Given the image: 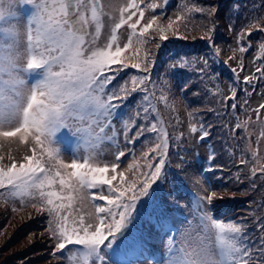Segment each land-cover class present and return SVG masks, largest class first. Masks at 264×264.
I'll return each instance as SVG.
<instances>
[{
    "label": "snow or ice",
    "instance_id": "1",
    "mask_svg": "<svg viewBox=\"0 0 264 264\" xmlns=\"http://www.w3.org/2000/svg\"><path fill=\"white\" fill-rule=\"evenodd\" d=\"M18 5L34 8L23 25L19 23ZM146 7L156 9L161 5L150 3ZM183 7L189 13H201L209 18L218 11L215 7ZM104 9L105 4L101 0H0V138L18 136L21 144L31 138L33 145L31 154L24 156L19 163L10 156V166H0V190H3L0 196L20 197L22 203L27 199L35 200L33 207L47 213V231L50 239L56 241L53 254L72 252L76 264H122L121 245L126 244L137 221L144 217L163 220L168 211L164 202L157 200L156 193L167 180L165 168L169 136L156 105L152 103L153 99H158L167 104L168 95L161 89V95L156 96V84L151 81L150 57L147 54L144 60L135 63H128L130 57L125 54L130 48L147 42L146 34L153 28L157 17L152 15L146 23H141L145 16L144 7L130 0L127 7L119 9L120 15L114 18L106 42L98 46L94 41L100 34ZM133 17H137L135 22H132ZM180 19L182 17L177 16V20ZM92 23L95 24V33L86 40ZM124 25L128 26L130 34L121 46L117 30ZM168 27H172L171 22ZM205 27V38L214 45L212 33L215 23L212 27ZM228 27L232 30L233 24L230 22ZM254 27L259 29L258 25L247 27L248 36L252 35ZM156 30L161 39H167L164 35L166 29L157 27ZM244 38V32L238 34L239 41ZM261 48L264 49V44ZM219 51L214 48L216 55ZM238 51L243 53L247 48L241 45ZM234 58L235 54L229 57ZM193 63L197 65L198 76L203 78L208 74V61L202 58L197 61L181 59L171 65L172 74L178 69L191 67ZM151 66L154 67V63ZM128 68L146 74L132 75L131 87H128V81H124L109 89L118 75ZM232 71L235 73L236 69ZM256 72L260 73L259 77L245 76L244 82L251 85L253 79H264V69L257 68ZM32 73L38 78L29 83L27 76ZM163 85L168 92L171 91L166 80ZM194 87V84L186 83L183 90L191 91ZM230 90L232 95L225 97V102L236 99L237 89L232 87ZM138 91L142 94L141 100L133 107L140 110L135 112V117L129 118L131 124L124 121V142L135 143L145 134H155L159 142L143 154L148 160L149 153H152L145 165L147 171L141 173L142 178L129 183L124 171L118 170L121 158L127 153L119 150L112 120L117 110ZM231 107L235 110L236 103ZM260 109H264V104L255 111L259 114ZM149 112L154 114V119H150ZM137 119L142 121L138 126ZM134 127L136 134L130 137L129 132ZM211 127L201 121V141L210 136ZM239 127L237 124L236 128ZM107 128L113 129L111 136L106 135ZM64 129L79 135L84 141L86 154L82 162L72 158L70 163H65L62 158L58 141L61 136H67L62 131ZM190 130L196 132L197 128L191 125ZM104 139L112 141L117 151L113 153L114 160L101 167L94 162L97 160V145ZM207 159L210 164L205 172L213 173L216 170L212 166L215 152L210 151ZM247 163L240 160L241 165ZM134 167L137 166L129 165V168ZM257 172L264 180V165L252 169L253 188ZM236 180L239 181V176ZM57 183L62 191L68 193L66 196L57 191H45ZM85 192L93 201L94 214L89 213L88 219L94 216V225L86 223L84 216L76 219L67 211L73 200L85 198ZM226 197L235 198V194H229L227 189L216 191L210 182L204 180L194 201L200 229L215 232V246L208 244L206 236L199 231L193 234L192 230H186L181 235L180 247H176L175 238H171L166 259L154 264H264V217L249 214L258 233L255 237L248 233L250 225L245 220L226 223L214 218L212 208L218 200ZM65 200L69 203L65 204ZM260 203L264 206V201Z\"/></svg>",
    "mask_w": 264,
    "mask_h": 264
},
{
    "label": "rangeland",
    "instance_id": "2",
    "mask_svg": "<svg viewBox=\"0 0 264 264\" xmlns=\"http://www.w3.org/2000/svg\"><path fill=\"white\" fill-rule=\"evenodd\" d=\"M141 1L143 2L141 7H144L145 10V16L141 23H146L152 15H155L157 20L153 23V28L146 34L147 42L143 45H136L130 48L125 54L130 57V59L127 61L128 63H135L138 62V60L142 61L145 59L146 54L148 57H150L149 67L151 81L155 82L156 84V96L159 97L161 95V89H163L168 95L167 104L161 101L164 105V110H162V117L160 116L162 112L159 111V118L160 121L163 122V127L165 124H170V127L166 128L169 139L179 132V129L173 126L174 124H172L170 121V116L173 115L172 110L176 108L177 103L181 102L180 105L184 104L183 100H181V90L184 88V85L187 83L190 86L192 84L199 86V89L198 87L196 88L197 92L204 94L206 89L203 87V85L205 84L206 79L211 80V82L212 80L213 82L216 80L222 83L225 80V89L228 88V85H230L231 88L235 87L237 89V95L234 101L229 99L224 104L223 99V103L221 104V107L223 104L225 105V111L227 114H231V117H234L235 119V123L229 128L228 131L226 130V133H234V128L237 124H239L240 127L238 128L237 133L243 138L240 139V141L246 143V150L243 149V151H245L243 152L238 148V146L228 150L227 145L235 146L236 142L233 140L227 142L225 140V142H222L216 146L215 155L218 163L214 165L218 167L221 166V159L222 161L226 160V163L229 165H237L238 167L243 166L240 164V160H245V156L248 157L246 161L250 164V166L253 164V168H259L261 165H264V135H262V133H264V124L261 123V121H264V109H260L259 114L255 111L261 104H264V97L263 103H260L262 99L253 100L251 98L252 92L254 90L256 93L263 92L264 94V79H253L252 84L249 85L244 82L245 76H242V74L245 72L246 63L249 62L246 61V57L248 56H250V63L248 64H250L252 68L246 76L253 77L255 75L256 77H259L260 73H257L256 69H264V49L261 48V45L264 44V31L260 30L264 29V0H212L213 2H210V0H181V4L183 6L188 5L189 7H192L195 5L196 7H203L206 9L212 7L217 9L224 8V12L222 14L218 15L216 12L215 16L212 18H209L207 15L201 13H199L197 16H195L194 12L188 13V19H193L191 23L195 22V26H192L191 29L182 28L179 26L181 24H176V27L172 29H169L168 25L167 28H165V21L164 19H160V14L156 12L153 14L154 9H149L146 7V5L150 3L159 5L161 0ZM169 1L170 0H168V2ZM101 2L105 4V14L101 17V29L99 37L96 41H94V43L98 46L99 39H102V45L106 42V39L111 31L114 18H118L120 15L119 9L127 7L130 0H101ZM186 13L184 10H182L180 17H183L184 19ZM136 18L137 17H133L132 22H135ZM203 22L207 23V27H212L213 22L220 24V26L215 25L214 31L212 33L214 45L210 44V42L205 38L206 31H204V29L206 27H202ZM230 22L233 24L232 30H230L228 27ZM19 23L23 25L24 19L22 21V17ZM254 25H258L259 29L254 27L252 35L248 36L246 34L247 27ZM157 27L166 29L164 35L167 36V39L160 38V33L156 30ZM88 30L89 35L86 36V40H90L92 34L95 33V24H90ZM241 32L245 33V38L243 41L238 40V34ZM117 34L120 35L118 40L121 39L119 43L121 46H123V44L127 42L130 29L127 25H124L121 29L117 30ZM173 40H176L177 43L173 44ZM148 44L154 46V49H158L151 54L143 51V48H145ZM241 45L247 48V51L243 53L239 52L238 49ZM214 48L220 50L218 55L214 53ZM234 54L235 58L229 59V57H232ZM201 58L206 59L209 65L208 74L203 78L197 75L195 70L197 65L195 63H193V65L189 68L178 69L174 74H172L171 65L177 63L181 59L197 61ZM152 63H154V67L151 66ZM241 65H243L242 69ZM232 69H236V72L234 73ZM145 74L146 73L142 71L128 68L118 75V81L115 80V83L113 84L116 86L118 84H122L124 81H128V87H131L132 84L130 77L132 75L142 76ZM165 80L167 81L168 87L171 89L170 92H168L167 88H165L163 85V81ZM148 86L151 88V84ZM218 87L216 90H213V87H211L210 84L211 93H216L217 91L221 92V90H218ZM228 94H226V96H228ZM141 95L142 94L139 91L134 94V96L128 102H126L123 107L125 110V115L123 116L122 114L120 115L121 117L119 116L121 120V128L119 130V150L125 151L127 155L126 157L121 158L120 167L118 170L124 171L125 176L128 171H131L130 173L134 175L133 179L142 178L141 173L147 171L145 165L149 162L150 158L146 160L143 154L149 152V149L154 148L156 143L159 142L155 135H153L152 138L142 137V140L136 141L135 143L125 144L124 142V121L128 120L129 124H131V120L129 118L135 117V112L140 110L133 107V105L137 104V102L141 100ZM231 95L232 93H230V96ZM157 100L158 99H153L152 103L156 106H159L160 103L157 104ZM232 103H236L237 105L235 110H233L231 107ZM149 117L150 119L155 118L154 114L151 112H149ZM229 120L230 118L227 119V122ZM166 121L167 123H164ZM217 121H221V119ZM141 122L142 121L140 119H137L136 125L138 126ZM211 132H220V134L223 135L222 130L212 129ZM179 134L180 137L178 140L185 141V135L182 136V131H180ZM67 136L70 138L71 134L67 132ZM129 136H135L134 128H132V130L129 132ZM189 142L190 143L187 144L188 146L183 148L185 151L184 154H186L185 157L191 158L193 156L194 162L197 165L193 167V170L190 171H182L178 169L177 172L180 171V173L183 174L182 177L171 175V178L175 176L173 179H171L172 182L170 183L172 189L171 195H166L163 193V191L160 192L159 188L156 193L157 200H162L164 202V207L167 209H175V212H178V216H174L175 224L177 226L174 223V225L165 223L164 221L153 223L152 220H148L146 217L141 218V220L137 221L135 227L132 229L126 244L121 245V247H123L122 255L126 256V260H122L120 258L122 262H125L124 264H151L149 262H141L136 260L133 257L135 251H139L143 256L147 255L149 250H152L153 252L157 251L159 258H161L163 261L167 257L168 241L171 238H175V246L180 247L181 235L186 230H192L193 234L199 231L201 235L206 236V242L213 246V242L211 240L213 230L209 229L208 231L204 232L200 229L199 220L197 219V214L194 209L195 197L201 191L203 180L202 176L200 177V174L198 173L199 168L201 169L203 165H200V161L194 156H196L197 152L199 153V151L203 152V148L191 144V141ZM29 144L31 145L30 147ZM32 146L31 138H29L24 144L19 142L18 136L12 138H0V166H10L12 163V160L9 159L10 156L17 163H19L22 161L24 156L31 154ZM58 146L61 150V156L65 163H70L72 158L79 159L82 162V157L86 154L85 151L80 153L74 151L72 153L71 150L73 149L69 148L68 145H63L60 140L58 141ZM128 149H132V153H129ZM115 152L116 149L109 143H102L101 146L99 143L97 149V160L94 163L97 166L103 167L105 162H111V160H114L113 153ZM254 153L255 155H253ZM167 160L168 162L172 161V163L167 164L166 166L170 169H173L174 164H176L173 163V161L176 160V157L172 152L168 153ZM133 164L137 167L129 168V165ZM218 167H216V170L211 173L214 175L211 176L212 178L209 177V173L208 177L205 176L206 181L211 182L212 188L216 191L218 189H227L229 194L234 193L235 198L227 197L223 200H218V202L223 201L230 207L225 211L221 210L219 207H216L215 211L217 213L220 212L221 217L226 222L230 218L236 219L237 221L245 220V222L250 225L248 228V233L255 237L258 235V233H256L254 229V221L249 217V214L252 213L256 217H264V206H261L260 204L257 205L254 199L244 201V203L240 202L241 200H244L241 199L244 195H241L243 189L233 191L229 190L230 187L228 186V183L232 179H230L229 174H223L222 172L220 173V169ZM239 170H242V168H236L235 172ZM228 172H230V170ZM258 181L261 188L264 189V180H261L260 177H258ZM219 185H221V187L218 188L217 186ZM186 187H188L187 190H185ZM47 189L48 188L45 190ZM191 191H194L196 194H191ZM250 192L253 193L252 190H249L245 195H248ZM84 194L86 195V193ZM84 203L86 204L85 200ZM219 205L220 204H217V206ZM29 206L32 205L21 202L12 212L10 211L7 213L5 208H3V204L0 206L1 215L3 217L5 215L7 216V219L2 220V222L0 221V264H5V262L7 264L10 255L13 253L17 255L15 264H55L56 257L60 255L59 253L55 255L53 254L55 241L54 239H50V234L48 231L45 232L42 228H40L41 230L27 231V234H25V230L29 226L27 224H33L34 218L32 209L28 210ZM82 209L86 210L84 204ZM34 214L37 216V212H35V210ZM186 214L191 216V222L187 221L186 223H182L180 219L185 221L187 218ZM42 216L43 214L40 212L39 217ZM46 228H48V226ZM41 242L47 244L49 248L45 249L39 247L38 243L41 244ZM148 245L151 246V248ZM47 249L48 253L52 255V258L49 256V254H47ZM65 254L67 257L65 264H76V259L74 258L72 252H66ZM109 255H112V253L110 252ZM54 256L55 258H53ZM11 264H14L12 260ZM152 264H154V262H152Z\"/></svg>",
    "mask_w": 264,
    "mask_h": 264
},
{
    "label": "trees",
    "instance_id": "3",
    "mask_svg": "<svg viewBox=\"0 0 264 264\" xmlns=\"http://www.w3.org/2000/svg\"><path fill=\"white\" fill-rule=\"evenodd\" d=\"M212 0H210L211 2ZM209 2V1H208ZM213 2V1H212ZM135 3L137 4H140L142 5L143 2L141 0H135ZM127 5V4H125ZM161 7H158L156 9H154V13H159L160 16H161V20L164 19L165 21V28H167V25L169 24V22L172 23V27L169 28V29H172L174 27H176V24H181L179 26H181L182 28H188V29H191L192 26H195V22L191 23L192 20L191 19H188L187 17V14L189 12L186 13V9L183 7V5L181 4V0H178V1H175V0H170L168 2L167 0V3L166 5L164 4V0H161L160 4ZM17 10L19 11V5L17 6ZM184 10V12L186 13L185 14V17L183 19H180L179 21L177 20V16H181V11ZM224 12V8H219L217 13L218 15L219 14H222ZM20 13V12H19ZM195 13V12H194ZM199 15V13H195V16ZM166 19V20H165ZM215 25H219L220 24H217L216 22H214ZM207 23H202V27L206 26ZM225 26V25H224ZM226 27V26H225ZM228 28V27H227ZM204 31H206V28L204 29ZM237 35V34H235ZM117 36L119 37L120 35L117 34ZM172 38V37H170ZM121 39L118 40V42H120ZM182 41V40H181ZM102 39H99V46L102 45ZM177 41L176 40H173V44H176ZM158 49V48H157ZM157 49H154V46H151L150 44H148L145 48H143V51H146L147 53L151 54L152 52L156 51ZM246 61H249L246 63V66H245V72L242 74V76H246L247 73H249V71L251 70L252 66L248 63H250V56L246 57ZM242 77V78H243ZM116 81H118V78L116 79ZM211 80L209 79H206V82L205 84L203 85V87L206 89V92L204 94H201L197 92L196 88L198 87L199 89V86H195L194 88H192V91L189 92H185L183 89L181 90V100H183L184 104L183 105H180V103H177L176 105V108H174L172 110V113L173 115L170 116V121L172 122V124H174L173 126H175L176 128H178L179 132L182 131V136H184V139L185 141H179V137H180V134L178 132V134H175L173 135L172 137H170L169 139V148H168V153H173L176 157V160L173 161V163H176L174 164V168L173 169H170L166 166L167 169H165L166 173H167V180L163 182V186L159 188V191L163 193H165L166 195H171V186H170V183L172 182L171 179V175H176V176H179V177H182L183 174L179 172H177V170H182V171H190V170H193V167H195L197 164L194 162V159H193V156L191 158H187L185 157L186 154H184V149L185 146H188L187 144H189L191 141L192 143L191 144H194L195 146H198L200 148H203V152H200L199 153L197 152L196 158H198V160L200 161L199 164L203 165L201 167V169L199 168V174H200V177L202 176L203 180H206V177H211V176H214L213 174L205 172V169L208 168L210 162L208 161L207 157L210 153V151H214L215 152V149H216V146H218L219 144H221L222 142H225V140L227 142L233 140L235 141L236 145L235 146H229L227 145V148L228 150H231L233 147H237L243 151L246 150V143H244L243 141L241 142L240 139H243L242 137L239 136V134L237 133L238 132V128H234L233 132L234 133H231V134H227L226 133V130L228 131L230 127L233 126V124L235 123V119L234 117H231V114H227V112L225 111V100H224V104L223 106L221 107V104L223 103V99L225 97H228L230 96V93H231V86L228 85V88L225 89L226 87V82L224 80V82H218L215 80V82H212ZM113 83H115V81H113ZM111 84L109 85V89H111L113 86H115L114 84ZM222 83V84H221ZM210 84H211V87H213V90H216V88L218 87V90H221V92L217 91L216 93L210 91ZM264 91V89H263ZM194 93H198L196 95H194ZM229 93V94H228ZM226 94H228V96H226ZM158 97V96H157ZM263 97H264V94L263 92H255V90L252 92V96L251 98L253 100H260L262 99V101L260 103H263ZM156 103H160L159 106H156L157 109H158V112L162 110H164V105L162 104V102L160 100H157ZM240 108V107H239ZM209 109H212V111H210ZM242 109V108H241ZM123 112V113H122ZM190 113H193L194 115H190ZM123 116L125 115V110L122 108L118 109L117 110V113L116 115L114 116L113 120H112V124L114 125V128L117 132V135H118V142H119V136H120V133H119V130L121 128V120H120V115ZM171 114V112H170ZM120 116V117H119ZM160 116L162 117L163 116V112L162 114H160ZM230 118V120L227 122V119ZM221 121H217V120H220ZM201 121L203 122V124L205 126L207 125H212V127L209 129L210 131V136L208 138H206L205 140L201 141L199 139V136H200V131H199V128H200V124H201ZM169 122V120H168ZM163 123V122H162ZM164 123H167L164 122ZM231 123V124H230ZM191 125H195L196 128H197V131L196 132H192L190 130V126ZM101 127H103V125H101ZM170 127V124H165L164 128L166 130V128ZM181 128V129H180ZM212 129H217V130H222V134H220V132H215V133H212L211 130ZM66 131L68 132V130L66 129ZM99 131V130H97ZM112 132H113V129L112 128H107L105 129V133L107 136H111L112 135ZM71 134V136H74L73 138V144H72V148L73 150H71V152L73 153L74 151L77 152V153H80V152H83L84 151V148H85V145H84V141L81 139V137L79 135H76V134H73L72 132H68ZM134 135H135V127H134ZM153 135L155 134H145L144 136H142L143 138H152ZM140 137L139 140H142L143 138ZM77 138V142H76V139ZM137 140V141H139ZM102 143H109L110 145H112L116 151H117V148L115 146V144L112 142V141H109L107 139H104L100 142V146L102 145ZM31 145L29 144V147ZM98 146L99 144L97 145V149H98ZM132 149H128V152L129 153H132ZM245 152V151H243ZM248 153V151H247ZM249 154V153H248ZM152 153H149V158L151 157ZM243 156H245L244 154H242ZM231 156V155H230ZM3 157V156H2ZM232 157V156H231ZM248 159L247 156H245V160ZM113 160H111L112 162ZM221 166H216L214 164H217L218 161L217 159L215 160L214 164L212 165L214 168L218 167L220 169V173L222 172L223 174L227 173L230 175V179H232L229 183H228V186L230 187L229 190L233 191V190H240V189H243L242 192H241V195L242 198L241 199H244V200H241L240 202L244 203V201H249L250 199H254L255 202L258 204L261 205V201H264V189L261 188L260 186V183L258 181V177H260V173L257 172L256 174V177H255V188H253L251 186V179H252V169H253V164L250 166L249 163H247L246 165H243V166H237V165H229L226 163V160H221ZM153 163H155L156 161H152ZM172 163L171 162H168L167 164H170ZM198 167V166H197ZM236 168H242V170H239L237 172H235ZM171 170V171H170ZM230 170V172H228ZM198 171V170H197ZM245 171V172H243ZM131 171H128L126 176H125V179L131 183L135 180H137L136 178L133 179L134 175L130 173ZM171 172V173H170ZM206 176V177H205ZM239 176V181L236 180V177ZM212 178V177H211ZM219 178V177H218ZM222 178V177H221ZM226 178V176H225ZM116 182H114L115 184ZM211 183V182H210ZM206 186V185H205ZM264 186V185H263ZM218 188L221 187V185L217 186ZM188 187L185 188V190H187ZM158 190V189H157ZM224 189H218L217 191H223ZM253 191V193H249L248 195H245L247 193V191ZM3 191V190H1ZM45 191H57V192H61L62 195H67L68 193L65 192V191H62L59 184L57 183L56 185H54L53 188L51 189H47ZM94 191V190H93ZM86 195L84 194L85 198L83 200H73L71 203H72V207L69 208L67 211L72 215L74 216L76 219H79L80 216H84L85 217V220H86V223H90V224H95L96 221L94 219V216L92 219H88V214L89 213H93L94 214V206L93 204L91 203V201L89 200L88 198V194L87 192H85ZM191 194H196L194 191H191ZM38 195V193H37ZM191 197V196H190ZM227 198V197H226ZM84 200L86 202V204L84 203ZM229 202V201H228ZM21 203V199L20 197H10V196H7L6 194L5 195H2L0 196V206L3 204V208H5V211L6 213L7 212H12L16 207H18V205ZM25 203H29L30 205L32 206H29L28 207V210H31L32 209V213L34 215V218H33V224H27L29 225L27 227V229L25 230V234H27V231H33V230H41L40 228L43 229V231L47 232V226H48V216H47V213L46 212H42L43 216L42 217H39V214H40V211H37V208L36 207H33V204L36 203L35 200H32V199H27L25 201ZM65 204H68L69 201L65 200L64 201ZM83 204L86 208V210H83ZM217 204H220L219 206H217ZM255 205V206H257ZM39 206V205H38ZM216 207H219L221 210H228L230 206L226 205L223 201H217L214 205V207L212 208V214L214 215V218H217V219H222L224 221V219L221 217V213H217L215 211V208ZM174 208V206H173ZM34 210L35 212H37V216H35L34 214ZM167 215L166 217L163 219V220H158L156 219L155 217L152 218V222L155 223V222H161V221H164V222H172L175 224V218L174 216H178V212L176 211L175 212V209H167ZM84 211V212H82ZM186 220L185 221H182L180 219V221L182 223H186L187 221L191 222V216H189L188 214H186ZM193 217V216H192ZM4 218V219H3ZM7 219V216L5 215L4 217L1 215V212H0V221L2 222V220H5ZM231 221H237L236 219H228L227 222H231ZM226 222V221H224ZM226 222V223H227ZM69 223H71V220L69 221ZM25 229V228H24ZM214 232V231H213ZM24 234V233H23ZM50 236V235H49ZM213 233L211 235V240L213 242ZM55 241V240H54ZM56 243V241H55ZM42 244V245H41ZM38 243V246L39 247H42V248H49V246L45 243H42L41 242ZM41 245V246H40ZM47 251V254H49V256H51L52 258V255L50 253H48V249L46 250ZM73 251H75V249H73ZM25 253V252H24ZM55 258V256L53 257ZM10 259V261H9ZM8 259V262L7 264H11V260L12 262L15 264L16 260H17V255L16 254H11L10 257ZM67 260V257H66V254L64 255H59L56 257V262L55 264H65V261ZM144 262H149L152 264V261L151 260H145ZM6 264V262H5ZM51 264V263H50ZM53 264V263H52Z\"/></svg>",
    "mask_w": 264,
    "mask_h": 264
}]
</instances>
